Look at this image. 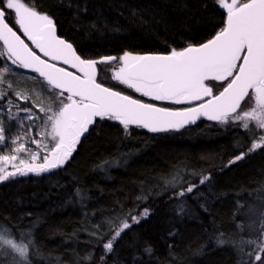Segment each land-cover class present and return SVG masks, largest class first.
I'll list each match as a JSON object with an SVG mask.
<instances>
[{
    "label": "trees",
    "instance_id": "16d2710c",
    "mask_svg": "<svg viewBox=\"0 0 264 264\" xmlns=\"http://www.w3.org/2000/svg\"><path fill=\"white\" fill-rule=\"evenodd\" d=\"M30 6L47 13L58 34L72 42L84 59L119 57L124 51L167 53L171 47H184L185 41L199 44L210 39L213 26L226 19V12L213 0H31ZM77 6L86 7L87 13L78 12ZM93 22L98 30L90 26ZM3 61L0 58V64ZM103 67L98 65V81L106 78L110 87L152 102L120 84ZM18 70L38 76L22 68L18 74ZM153 102L171 108L186 106ZM246 107L242 103L243 110ZM258 131L254 122L246 130L234 122L202 119L182 130L152 133L136 125L125 130L119 121L98 118L55 175L29 174L0 182V226L17 235L30 234L38 253L33 255L30 249L31 264H84L89 253L99 264L102 249L84 228L106 219L119 224L129 210L139 216L149 209L150 215L139 223L128 220L131 228L114 244L107 264H134L133 256L146 243L155 254L141 264H250L246 255L250 249L241 241L264 239L257 231L264 223L260 215L264 213V148L247 154L254 141L260 142ZM241 151L245 158L229 164ZM104 161L112 166L98 169ZM177 171L184 177V187L211 175L197 190L202 198H185L192 211L183 217L174 214L173 205L178 203L170 200L174 190L171 186L165 190L163 184ZM76 189L81 198L75 195ZM143 196L148 198L137 200ZM200 204L206 205L207 212ZM101 230L109 231L107 225ZM220 233L229 241L223 247L215 242ZM0 256L7 257L0 264H14L7 250Z\"/></svg>",
    "mask_w": 264,
    "mask_h": 264
},
{
    "label": "snow or ice",
    "instance_id": "6c2138e0",
    "mask_svg": "<svg viewBox=\"0 0 264 264\" xmlns=\"http://www.w3.org/2000/svg\"><path fill=\"white\" fill-rule=\"evenodd\" d=\"M213 3L226 10V20L221 19L219 25L213 26L214 35L205 42L193 44L185 41L184 47H171L167 53L134 55L124 51L119 57L104 56L97 60L82 58L72 43L57 35L54 20L47 13L30 6L31 0L29 3L24 0H0V58L4 59L0 67V87L4 88L0 91V113L7 111V117L0 116V148L18 144L9 149L15 155H0V162L8 164L15 161L20 153L27 152L30 155V162L21 159L19 167L12 163L14 171L5 172L0 169V182L29 174L38 177L55 175L73 157L81 137L89 132L96 118L119 121L125 130L130 125H137L152 133L178 131L195 124L199 117H207L210 121L226 125L236 122L246 130L250 122H254L257 129H264V0H213ZM77 11L86 14L87 8L81 10L77 6ZM133 15L138 14L134 12ZM9 20L18 26L17 30L9 24ZM140 22H144L143 17H140ZM90 26L98 30L96 22ZM18 31L43 54V58L29 47ZM56 61H62L76 71L60 67ZM116 61H119L120 67L114 79L127 88L156 101H171L176 105L195 101L199 103L180 108L158 107L105 86L104 82L98 81L97 65ZM7 62L16 67L9 66ZM18 68L31 69L38 74L31 79L38 80L42 90L53 97L55 110L52 107L45 108L42 99L33 100L28 94L13 91L11 82L5 83V75L16 72ZM219 88L223 90L215 94L214 89ZM16 100L29 102L45 114L46 119L42 123L50 125L51 130L41 131L39 135L50 138L49 143L31 137L20 143L19 135L11 139L6 137L4 119L17 121L21 113L24 119L32 123L41 119L32 107H21ZM242 103L249 106L248 110H243ZM12 108L17 111L12 112ZM19 123L22 125L23 121ZM29 143L36 145L35 151L29 150ZM260 148H264V137L260 138V142H254L247 154ZM40 149H43V153ZM245 155L241 151L229 164L243 160ZM37 160L42 162L36 163ZM105 166L111 167L112 162L104 161L97 165L100 170ZM183 179L177 171L171 179L163 181L165 190L169 186L174 190L170 200L178 201L173 205L177 217L191 215L192 210L185 198H202L203 194L197 190L211 180V175H203L198 184L190 183L187 187L183 186ZM178 185L179 190H176ZM75 195L81 198L79 189H76ZM158 195H163V192ZM261 196L264 203V191ZM147 198L137 197V200ZM198 206L207 212L205 204ZM132 211L129 210L119 224L106 219L91 228H84L102 249L99 264H107L108 257L114 253V244L125 230L131 228L129 219L139 223L150 215L149 209H144L139 216L132 215ZM260 215L264 217V213ZM105 225L109 231L101 230ZM257 231L264 237V223ZM29 237L30 234L17 235L7 226H0V253L5 250L11 253L14 264H31L30 249L33 255L38 253L35 251L34 240ZM215 242L218 247L229 243L223 238V233L217 236ZM231 243L239 247L235 241ZM241 243L250 249L246 252L250 264H264V239H249ZM172 247L169 245L170 249ZM240 250L244 251L243 248ZM154 254V248L146 243L133 256L134 264H141L144 258H151ZM93 255H86L84 264H95ZM3 259L7 257L0 256V260Z\"/></svg>",
    "mask_w": 264,
    "mask_h": 264
},
{
    "label": "rangeland",
    "instance_id": "374dc122",
    "mask_svg": "<svg viewBox=\"0 0 264 264\" xmlns=\"http://www.w3.org/2000/svg\"><path fill=\"white\" fill-rule=\"evenodd\" d=\"M229 2H230V0H229ZM0 50H2L1 47H0ZM3 63H4V61H3ZM3 63L0 64V67L3 66ZM8 64H9V66H11L10 63H8ZM115 66H117L116 70H118V68L120 67V63L118 62ZM115 66H112V67L104 66L103 70L108 73V71L112 68L114 73H115L116 72L115 71ZM11 67H15V66H11ZM113 71H111V72H113ZM102 73L104 74L103 71H102ZM103 74H102V76H104ZM32 76L33 75H29L28 73H26L24 71H19V74L17 72H13V73L6 74L5 77H4V81H5V83H8V82L12 83V85H13V89L12 90L13 91L28 94V95L33 97V100L42 99L43 102H44V107L45 108L52 107L53 110H55L56 104L53 103V97L49 96L47 91L42 90L40 82L38 80L34 81L33 79H31ZM101 80L104 83H106L108 86L110 85L108 82H105V81H107L106 78H102ZM3 90H4V88L0 87V91H3ZM129 90L135 92L134 89H129ZM125 93H127V92H125ZM127 94H129V93H127ZM138 94L140 96H143L141 93H138ZM129 95H131V94H129ZM131 96H133V95H131ZM147 98H149V97H147ZM15 102L19 103L21 107H24V106L32 107L33 108V112L36 113L37 116L41 117V119L36 120L34 123H32V122H29L26 119H24L23 113L20 114V116L18 117L17 121H13V120L7 119V118L4 119V124H5V127H6V132H5L6 137L8 139H11V138H14L15 136L19 135L21 137V140L19 141L20 143H23V142L27 141L29 139V137H31L32 139L41 140L43 143H49L50 138H45V137H42L41 135H39V133L41 131H50L51 130L50 129V125H45V124L42 123V121L44 119H46L45 114L44 113H40L39 109L36 108L33 104H30L29 102L20 101V100H16ZM248 108H249V106L247 105V107L244 108V110H248ZM11 111L12 112H16L17 110H16V108H12ZM0 116L7 117V111H5L3 113H0ZM19 121H23L22 125L19 123ZM234 123H236V122H234ZM37 125H39L40 127H37ZM29 128L31 129L30 131H29ZM258 134H259V137H264V129H259ZM254 142H256V141H254ZM16 146H18V144L17 145H7L4 148H0V155H10V156L11 155H15V153L10 151L9 149L11 147H16ZM27 146H28L30 151H35L36 150V145L35 144L29 143ZM40 151H41V153H43V149H40ZM21 159H23L26 163L30 162L29 153H27V152L20 153L18 155V159L17 160L12 161V162H10L8 164H5L4 162H0V169H4L5 172H8L10 170L14 171V169L11 166L12 163H15L16 166L19 167V166H21L19 164V160H21ZM41 162H42V160H37L36 161V163H41ZM250 225H252V224H249V227H250Z\"/></svg>",
    "mask_w": 264,
    "mask_h": 264
},
{
    "label": "water",
    "instance_id": "95a60500",
    "mask_svg": "<svg viewBox=\"0 0 264 264\" xmlns=\"http://www.w3.org/2000/svg\"><path fill=\"white\" fill-rule=\"evenodd\" d=\"M225 12H226V10H224ZM226 20V19H225ZM10 24V23H9ZM11 25V24H10ZM12 26V25H11ZM56 26V25H55ZM13 27V26H12ZM14 28V27H13ZM14 30H16L15 28H14ZM56 33H57V35L59 36V37H61V38H63V39H65L64 37H62V36H60L59 34H58V30H57V27H56ZM18 34L19 35H21V38L22 39H25L24 38V36L18 31ZM66 40V39H65ZM66 41H68V40H66ZM25 42L26 43H28V41L25 39ZM68 42H70V41H68ZM70 43H72V42H70ZM29 44V47H31L34 51H36L37 52V54L38 55H41V57L43 58V54L42 53H40L39 52V50L38 49H36L35 48V46L34 45H32V44H30V43H28ZM74 46V45H73ZM74 48H75V46H74ZM76 49V48H75ZM77 51V50H76ZM78 53V52H77ZM79 54V53H78ZM147 54H155V53H147ZM80 55V54H79ZM139 55H144V54H139ZM97 60H99V59H97ZM51 62V61H50ZM55 63H57L58 64V66H60V67H66V68H68V70L69 71H76V70H74V69H72L70 66H68V65H64L63 63H62V61H56ZM25 70H27V71H29V72H32L31 71V69H25ZM97 71H98V65H97ZM38 75V74H37ZM105 86H107V85H105ZM109 87V86H108ZM114 90H117V91H120V90H118V89H114ZM223 90V89H222ZM222 90H220V91H222ZM123 92V91H122ZM124 94H126V95H129V94H127V93H125L124 92ZM215 94H218V92L217 93H215ZM133 98L134 99H139V98H136V97H134L133 96ZM205 99H207V98H205ZM140 100H142V99H140ZM142 101H144V100H142ZM145 103H152V102H147V101H144ZM169 102H171V101H169ZM197 103H199V101H195V102H192L191 104H188V103H185L186 105H190V106H194L195 104H197ZM154 104H156V103H154ZM158 107H164V106H161V105H159V104H156ZM98 118H96V120H97ZM202 119H207V120H209L207 117H199V118H197V120H196V123L197 122H199L200 120H202ZM137 126V125H136ZM93 126H90V130H91V128H92ZM187 127V126H186ZM185 128V127H184ZM184 128H182V129H184ZM182 129H179V130H182ZM89 130V131H90ZM147 131H149L148 129H146ZM150 132V131H149ZM89 132H87L84 136H82L81 137V139L83 138V137H85L87 134H88Z\"/></svg>",
    "mask_w": 264,
    "mask_h": 264
},
{
    "label": "flooded vegetation",
    "instance_id": "af4514ba",
    "mask_svg": "<svg viewBox=\"0 0 264 264\" xmlns=\"http://www.w3.org/2000/svg\"><path fill=\"white\" fill-rule=\"evenodd\" d=\"M118 63V61L116 62V64ZM115 64V65H116ZM114 64H111V65H102V66H110V67H112V66H115ZM116 67L117 66H115V71H116ZM111 71H113V69L111 68L109 71H108V74H110L111 76H113V75H115V73H114V71L113 72H111ZM98 73H99V69H98ZM152 99V103H155V102H153L154 101V99L153 98H151ZM159 103H162L163 101H158ZM157 104V103H156ZM190 106V105H189ZM182 107H187V105L186 106H182ZM175 108H180V106L179 107H175Z\"/></svg>",
    "mask_w": 264,
    "mask_h": 264
}]
</instances>
